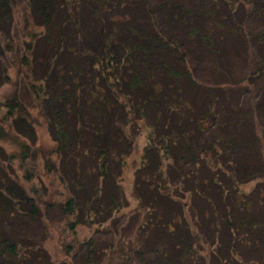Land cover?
<instances>
[{"label": "trees", "instance_id": "obj_1", "mask_svg": "<svg viewBox=\"0 0 264 264\" xmlns=\"http://www.w3.org/2000/svg\"><path fill=\"white\" fill-rule=\"evenodd\" d=\"M22 1L25 31L20 38L24 40L28 28V39L13 46L16 0H0V86L10 81L5 54L16 58L18 76L10 92L0 99V142L11 146L0 161L2 263L28 264V257L35 253V264H54L43 251L42 240H32L25 230H14L10 237L3 234V220L23 216L41 223V204L54 205L45 201L33 184L29 190L26 187L36 176L26 168L32 150L39 151L42 173L55 175L65 188L64 201L57 207L71 219L69 225L93 219L89 222L101 224L124 206L118 179L134 150L142 123L150 133L143 153L145 172L140 175L136 171L134 175L136 199L142 204L151 200L153 190L156 196L151 194V201L158 204L147 203V210L153 214L134 232L135 221L123 234L112 229L115 224L102 229L98 238L94 234L75 264H101L109 254L112 264H204L195 245L202 226L211 241L218 232L227 235L224 242H217L221 249L219 254L214 252L211 263L228 264L232 252L226 249L241 248L255 256L239 264H264V205H259L264 203V97H255L229 114L235 118L234 131H222L227 118L220 122L219 129H213L216 94L193 78L185 52L159 29L155 19L156 9H162L163 14L183 23L187 37H195L199 46L203 44L212 51L209 34L212 24H219L222 18L215 12L220 1L226 2L231 11L238 4L251 8L255 17L264 20V0H209L213 10L205 9L208 23L204 27H197L192 19L199 13L196 10L201 0H159L153 8L148 0ZM250 73L253 83L263 80L264 62L257 63ZM193 93L199 97L190 98ZM39 118L53 143L44 152L39 149L36 132ZM237 148L238 156L233 161L238 174L231 179L238 178V185L263 181L254 196H226L231 200L225 208L233 206L240 213L236 224L227 218L222 225V214L210 217L205 206H201L200 221L194 218L193 228L183 223L181 213L162 220L158 199H169L158 192L165 183L161 155L176 164V181L183 185L190 179L193 196L200 198L207 209L213 207L216 211L214 201H223L228 192L217 170L222 163L232 162L230 155L236 156ZM14 161L23 172L22 178L12 168ZM184 161L193 163L192 170L199 171L200 176L195 172L191 175ZM242 167L243 172L238 170ZM15 198H19V206L14 205ZM245 203L249 211L243 208ZM256 210L257 217L253 215ZM157 232L162 235L157 237ZM69 249L65 245L67 256ZM41 251L43 259L38 255ZM239 255L243 257L241 251Z\"/></svg>", "mask_w": 264, "mask_h": 264}, {"label": "rangeland", "instance_id": "obj_2", "mask_svg": "<svg viewBox=\"0 0 264 264\" xmlns=\"http://www.w3.org/2000/svg\"><path fill=\"white\" fill-rule=\"evenodd\" d=\"M158 1L159 0H148V4L153 8ZM220 2L222 3L215 7V12L222 18L218 21L219 24H212L213 31L209 34L212 51H208L203 44L199 46L195 37H187L183 23L177 18H174V16L172 17L171 15L163 14L164 11H162V9H156L155 19L159 29L165 32L166 35H169L173 39V42L177 43L185 52L192 70L193 78L196 81L204 83L206 85L205 88L208 87L213 91V94H216L218 102L215 104L217 108L214 116L215 121L212 123V127L214 126L213 129L220 128V122L227 118L228 120L225 123L226 126L222 127V131L232 132L236 129L234 128L235 118L229 117V114H232L233 110H238L239 106L244 105L247 102L251 103L252 99L255 97H264V78L258 83H253V76L250 73L254 70L257 63L264 62V36L260 39L257 38L262 30H264V20L255 17L250 11L251 8H244L238 4L236 9L231 11L226 7V2ZM16 4L17 8L14 14V28L11 31V36L14 38V41L12 42L13 46H17V43H22L21 41L28 39V28L24 40L20 38L25 31V28L23 27L25 5L22 0H16ZM212 7V2L209 0H201L199 2V8L196 10V12L199 13L192 16V19L198 25L197 27H204L207 25L208 16L205 15L206 12L204 11H206L205 9L212 11L213 9H210ZM128 11L129 10H126V12ZM36 31L39 32L40 29L38 28ZM213 49L216 50L214 51ZM4 59L7 64H9L7 73L10 81L0 86V99H3L4 96L10 92L13 81L18 78L17 66L14 63L16 58L7 53L4 55ZM240 78L244 79L245 82H239L241 80ZM195 91L196 90H194V92ZM195 93H198V91ZM195 93L189 97L192 99H196L197 96L199 97V95ZM196 105L198 106L197 109H200L199 105ZM2 111L3 109L1 112ZM248 127L249 125H246V130H248ZM36 132L38 144H40V151L42 150L44 152L51 149L53 145L52 140L49 136L47 126L40 118L36 125ZM149 133V127L141 123L140 130L136 136L134 150L132 154L126 158L122 175L118 179L125 197V201L123 202L124 206L115 211L112 214L111 219H108L101 224H98L97 222H89L93 221V219L85 222V224L74 226L69 225L71 219L62 215L59 207H57L58 202L64 201L65 188L59 183L55 175H46L42 173L43 161L39 156V151L35 152L36 149L35 151L32 150V156L27 160L26 168L36 176L32 181L26 183V185H28L26 187L29 190L31 184H33L38 188L39 195L44 198L45 201H52L54 205L46 206V204H41V223L28 220L23 216L13 217L8 219V221L3 220V234L10 237L14 230L17 231L23 229L32 240L34 238L38 242L42 240L40 242L44 249L43 251L46 252V255H49L51 262L53 261L54 264H67L73 261L75 264L76 261L80 262V259L87 248L85 245L86 241L93 237L94 234L96 235L94 237L98 238L102 229L106 230L107 227L110 228L112 224H115L112 226V229L119 234H123V232L128 231L130 223L135 221L134 232L137 225L142 223L143 220H147L153 214V212L150 214L147 210V203L152 205L153 203L158 204V202L151 201L154 198H152V195L154 194L156 196L153 190L151 191L152 195L150 194L151 200H146L142 204L136 199L134 175L136 171H138L140 175L145 172L142 167L143 153L144 147L149 144ZM206 138L204 137L200 140L205 141ZM152 145L154 146V143ZM10 147V145L0 142V161L5 159V156H7L10 151ZM155 147L158 150V147ZM152 148H150V150H152ZM161 156L160 163L162 166V177L164 178L163 181L165 183L161 184L159 191H157L160 193V197H166L169 199V201L158 199L161 208V210L159 208L160 215L164 222L167 221L170 214H174L178 217L177 215L181 213L183 223L188 227L193 228L194 218L196 217L195 222L200 221L199 212L200 209L205 206L204 211L205 213H208L210 217H216L218 214H222L224 217L220 222L222 225H225L223 224V221L227 218L231 219L233 224H236L240 213H237V210L234 209L233 206H227L225 208V205L231 200V198L226 196H232L235 194L237 197L238 194L240 197L241 195L243 197L249 195L254 196L257 193L258 186L260 187L263 181V179L253 180L238 185V178L235 181L231 179V177H235L238 174L235 171L236 168L233 161V159H236L238 156L237 148V155L234 156V153L230 155L232 162L225 164L222 163V167L217 170L220 177L223 178V183L225 184L229 182V184H221L223 187L228 188V192L227 195L226 192L224 193L223 201H214L216 207L215 211L213 207L207 209V205H205L200 198L196 197V195L193 196V190L191 188L192 182L190 179H188L183 185L176 181L177 177H179L176 164L168 159L167 156ZM224 156L223 153L220 155L222 160L225 158ZM52 159L54 160L55 158L53 157ZM185 161L183 162V165L188 169L187 171L191 173V175L195 172V174L197 173L196 176L199 177L200 172L192 170L194 168L193 163L185 164ZM12 164V168L18 177L22 178L23 172L18 170L17 161H14ZM168 165H170V168H168ZM166 167L167 169H165ZM238 170L241 172L244 171L243 167ZM220 177L218 176L217 179H221ZM153 189H155V186H153ZM13 203L16 206H19V198L13 199ZM259 205L263 206L264 203H259ZM243 208L249 211V204H243ZM253 215H255V217L259 216L258 210H256ZM176 219L178 218H175V220ZM200 224L204 225V223ZM44 227H46L45 230ZM201 228L202 229L197 232L198 238L195 243L196 251L204 259V264H213L211 262L215 255L214 252L216 251V253L219 254L218 252L221 249L217 246V242H224L227 235L224 232H218L211 241V238L209 237L210 235L208 232L206 233L204 226ZM46 230L48 235L46 234ZM195 231L196 229L194 228V232ZM43 234L46 235L44 236ZM156 234L157 237L162 235L160 232H157ZM65 245H68L70 248L69 256L65 255ZM226 250L229 253L232 252V256L229 254L230 256L227 260L228 264H239L242 259H252L255 256L254 253L241 250V248H232L231 250L228 248ZM240 251L244 258L242 256L240 258V255L238 256ZM108 252L109 251L107 250L106 253ZM34 255L35 253H32L31 257H28V264H35V260L33 259ZM38 255L41 256V259L45 257L42 251L41 253H38ZM109 257L110 254L108 255V258L106 257L103 259L104 261H102L101 264H112V262L109 261ZM0 264H3L1 260Z\"/></svg>", "mask_w": 264, "mask_h": 264}]
</instances>
